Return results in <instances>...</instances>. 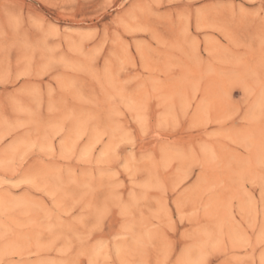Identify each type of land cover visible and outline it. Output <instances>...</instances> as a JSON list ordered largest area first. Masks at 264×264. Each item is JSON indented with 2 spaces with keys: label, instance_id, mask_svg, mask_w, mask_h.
Instances as JSON below:
<instances>
[{
  "label": "rangeland",
  "instance_id": "obj_1",
  "mask_svg": "<svg viewBox=\"0 0 264 264\" xmlns=\"http://www.w3.org/2000/svg\"><path fill=\"white\" fill-rule=\"evenodd\" d=\"M0 264H264V0H0Z\"/></svg>",
  "mask_w": 264,
  "mask_h": 264
}]
</instances>
